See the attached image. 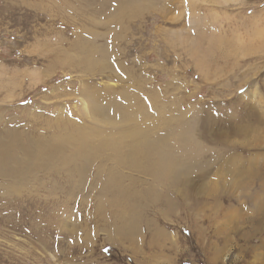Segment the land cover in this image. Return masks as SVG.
Returning a JSON list of instances; mask_svg holds the SVG:
<instances>
[{
    "label": "rangeland",
    "instance_id": "374dc122",
    "mask_svg": "<svg viewBox=\"0 0 264 264\" xmlns=\"http://www.w3.org/2000/svg\"><path fill=\"white\" fill-rule=\"evenodd\" d=\"M238 158L264 0H0V264H249Z\"/></svg>",
    "mask_w": 264,
    "mask_h": 264
},
{
    "label": "bare ground",
    "instance_id": "6f19581e",
    "mask_svg": "<svg viewBox=\"0 0 264 264\" xmlns=\"http://www.w3.org/2000/svg\"><path fill=\"white\" fill-rule=\"evenodd\" d=\"M169 167L170 165L168 166L165 163L161 164V170L159 169V172L166 173ZM233 171L235 175L232 179H234L235 190L238 192V201L240 200L241 202V204L239 203V208L242 210L247 204H249V202L252 203L255 208L254 213L250 215L249 220L251 232H242V226L240 225L241 222H238L234 227L235 230L238 231V234H240L235 243V247L239 250L236 257L241 262L243 260L246 263L247 259L249 264H264V256L257 251L258 248L264 245V239L258 237L264 233V166L258 165V163L251 160L238 158L235 162ZM226 184L227 182L223 187H226ZM224 195H227L226 191H223V196ZM230 213L229 209H225L223 215L225 223L222 224L223 226L221 225L223 228L220 229L223 234L222 240L225 243V246L232 243V240L229 237L230 228L228 227L231 219ZM239 230L241 232H239ZM259 238L262 239L260 240ZM240 239L244 240V244H240Z\"/></svg>",
    "mask_w": 264,
    "mask_h": 264
}]
</instances>
